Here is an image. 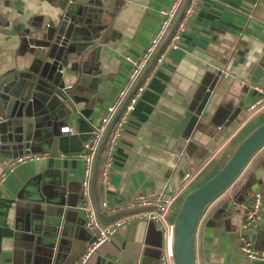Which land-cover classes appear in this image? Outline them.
<instances>
[{"label": "crops", "instance_id": "crops-1", "mask_svg": "<svg viewBox=\"0 0 264 264\" xmlns=\"http://www.w3.org/2000/svg\"><path fill=\"white\" fill-rule=\"evenodd\" d=\"M73 1L0 0V77L24 74L32 63L33 57L22 51L20 33L61 21L66 32V11L81 23L69 34L57 63L72 81L63 90L69 104L54 118L55 145L46 141L35 152L44 159L15 165L11 172L7 170L12 161L25 153L0 145V174L6 172L0 183V264H76L89 240L77 211L83 163L76 155L126 82L131 65L125 57L142 55L162 23V12L173 3ZM90 37L93 40L86 41ZM178 47L162 51L161 62L148 72L98 197L95 183L99 206L105 202L123 211L137 195L174 194L184 172L197 173L185 196L264 122V109L247 116L255 99L250 86L264 83V0H201ZM218 71L204 124H197L188 140L174 138L181 110L195 108ZM66 126L73 133H62ZM256 193L262 198V217L248 236L264 253V146L201 217L194 237L196 264H264L248 260L240 251L239 227ZM232 204L234 209H229ZM100 210L108 216L106 209ZM164 243L153 223L134 222L87 264H159Z\"/></svg>", "mask_w": 264, "mask_h": 264}, {"label": "water", "instance_id": "water-1", "mask_svg": "<svg viewBox=\"0 0 264 264\" xmlns=\"http://www.w3.org/2000/svg\"><path fill=\"white\" fill-rule=\"evenodd\" d=\"M188 3L189 0L184 1L167 36L112 118L100 142L94 161L91 195L97 217L103 225H107L124 214L133 212L132 210H120L107 216L99 209L95 183L98 162L104 143L126 104L144 81L156 59L169 42ZM73 4L74 1L69 3V5ZM64 15L70 23L66 28V32H64L65 22L61 21L55 26L47 23L45 28L32 27L19 34L22 51L29 53L33 60L30 67L24 69V74L14 72L8 76L0 77L1 149L14 152L19 147L24 151L23 153L28 154L35 153L37 150L41 151V146L46 141L51 140L53 146L55 145L54 118L62 107L69 104L68 96L63 90L69 87L68 85L72 81V77H67L61 73L57 63L65 54L62 48L69 41V34L73 29H79L81 25L80 22L75 21L69 11H66ZM92 40L93 37H90L86 41L91 42ZM92 46L90 45V47ZM220 75L221 72L218 71L194 109L191 110L188 106L185 110H181L180 120L173 133L174 138L188 140L196 125L204 124L203 112L217 89ZM239 109L241 107L236 111H239ZM263 146L264 122L239 142L229 158L211 178L183 197L172 221L170 248L173 264H196L194 237L201 217L212 202L234 183L252 156ZM234 206L232 204L228 208L234 209Z\"/></svg>", "mask_w": 264, "mask_h": 264}, {"label": "built area", "instance_id": "built-area-1", "mask_svg": "<svg viewBox=\"0 0 264 264\" xmlns=\"http://www.w3.org/2000/svg\"><path fill=\"white\" fill-rule=\"evenodd\" d=\"M185 0H173L169 9L162 12V23L152 38L150 44L146 47L139 58L125 57V61L131 65L126 82L124 83L116 101L113 105L108 107L101 117L99 124L93 128L88 141L83 145L81 152L76 155L83 163L82 177L80 180V196L81 202L77 206V211L82 214L83 224L88 232L89 240L83 251L78 257L76 264H87L91 256L96 253L104 244L111 241L113 236L124 226L131 223L144 221L153 223L160 231L165 239L163 250L159 257V264H173L171 254V229L174 214L177 212L182 198L186 193L191 183L196 179L197 173H185L181 179L180 189L171 195H166L164 192L150 193L147 195L140 194L127 204L124 208L132 210L133 212L124 214L117 219L111 221L107 225L101 224L93 205L91 195V179L93 174V167L95 156L98 151L102 137L106 131L107 126L115 116L116 112L123 104L124 100L131 92L144 68L147 66L152 57L156 54L158 48L167 36L171 26L173 25L183 3ZM201 0H189V3L184 11V14L173 32L169 42L164 47L168 49H178V45L186 32L188 22L193 17ZM69 3L73 0H68ZM161 54L156 59L155 63L161 62ZM150 74L146 75L144 81L139 85L134 95L126 104L123 112L113 125L101 152L100 158L103 157L100 172L96 175V183L104 188L108 175L111 170L113 156L118 145L124 126L128 116L134 111L138 97L144 90L145 84L149 79ZM250 89L255 93V99L248 105L247 112L249 117L255 115L264 109V83L250 86ZM62 133L71 134L73 129L66 126L61 129ZM45 158L44 154L28 153L16 157L8 172L13 170L15 165L25 164L28 162H35ZM6 172L0 174V183L3 181ZM261 195L256 193L250 197L249 203L245 208L244 217L239 227V241L241 253L250 261H260L264 263V253L256 250L249 234L255 232L259 227V221L262 217ZM103 208L108 211V215L115 214L121 209L110 208L105 202H101L99 209ZM204 215V214H203Z\"/></svg>", "mask_w": 264, "mask_h": 264}, {"label": "trees", "instance_id": "trees-1", "mask_svg": "<svg viewBox=\"0 0 264 264\" xmlns=\"http://www.w3.org/2000/svg\"><path fill=\"white\" fill-rule=\"evenodd\" d=\"M258 126H259V125H258ZM102 160H103V157H101V158L99 159L98 169H97V173H98V174H99V172H100V167H101ZM222 165H223V162H221V163L216 167L214 173H216V172L219 170V168H221ZM212 175H213V174H212ZM212 175H211V176H212ZM211 176H210V177H211ZM210 177H208V178H210ZM205 181H206V180H205ZM201 184H202V183L198 184L197 187H199ZM197 187H196V188H197ZM99 190H100V186H99V184H98V185H96V193H97V197L99 196Z\"/></svg>", "mask_w": 264, "mask_h": 264}, {"label": "rangeland", "instance_id": "rangeland-1", "mask_svg": "<svg viewBox=\"0 0 264 264\" xmlns=\"http://www.w3.org/2000/svg\"><path fill=\"white\" fill-rule=\"evenodd\" d=\"M165 51H166V50H165ZM249 115H250V114L247 113V116H249ZM185 173L193 174L194 172L186 171V172H184V174H185ZM184 174H183V175H184ZM214 174H215V173H214ZM214 174H213V175H214ZM213 175H212V176H213ZM212 176H211V177H212ZM211 177H210V178H211ZM203 179H204V178H203ZM208 179H209L208 177L205 178L206 181H207ZM201 181H202V180H201ZM206 181L203 180L201 183L203 184V183L206 182ZM182 199H183V198H182ZM120 230H121V229H120ZM120 230H119V231H120ZM119 231H118V232H119ZM111 240H112V239H111ZM108 243H109V242H108ZM106 244H107V243H106Z\"/></svg>", "mask_w": 264, "mask_h": 264}]
</instances>
